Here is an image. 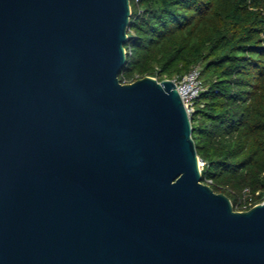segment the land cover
Instances as JSON below:
<instances>
[{
    "label": "water",
    "instance_id": "water-1",
    "mask_svg": "<svg viewBox=\"0 0 264 264\" xmlns=\"http://www.w3.org/2000/svg\"><path fill=\"white\" fill-rule=\"evenodd\" d=\"M131 0H0V264H264V201L202 180L172 79L122 82Z\"/></svg>",
    "mask_w": 264,
    "mask_h": 264
},
{
    "label": "trees",
    "instance_id": "trees-1",
    "mask_svg": "<svg viewBox=\"0 0 264 264\" xmlns=\"http://www.w3.org/2000/svg\"><path fill=\"white\" fill-rule=\"evenodd\" d=\"M122 82L201 69L202 180L235 210L264 201V0H131ZM242 205V206H239Z\"/></svg>",
    "mask_w": 264,
    "mask_h": 264
},
{
    "label": "built area",
    "instance_id": "built-area-1",
    "mask_svg": "<svg viewBox=\"0 0 264 264\" xmlns=\"http://www.w3.org/2000/svg\"><path fill=\"white\" fill-rule=\"evenodd\" d=\"M153 77L158 79L159 81L162 80L160 79V76L158 74L154 75ZM163 79H172L175 82L176 88L179 91L182 100L186 106V109L191 116L196 109V101L199 98L201 92L204 90L200 67H194L189 73L185 74L183 77H164ZM200 166L201 168H203V160L200 161ZM210 183H212V180H209L207 182V184L209 185ZM243 210H248L246 204L244 205Z\"/></svg>",
    "mask_w": 264,
    "mask_h": 264
},
{
    "label": "rangeland",
    "instance_id": "rangeland-1",
    "mask_svg": "<svg viewBox=\"0 0 264 264\" xmlns=\"http://www.w3.org/2000/svg\"><path fill=\"white\" fill-rule=\"evenodd\" d=\"M202 169V168H201ZM239 206H242V205H239ZM239 211H241V210H239Z\"/></svg>",
    "mask_w": 264,
    "mask_h": 264
}]
</instances>
